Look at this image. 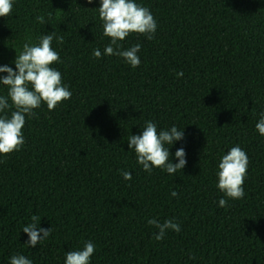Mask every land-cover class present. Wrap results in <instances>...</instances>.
I'll return each instance as SVG.
<instances>
[{
	"label": "trees",
	"instance_id": "16d2710c",
	"mask_svg": "<svg viewBox=\"0 0 264 264\" xmlns=\"http://www.w3.org/2000/svg\"><path fill=\"white\" fill-rule=\"evenodd\" d=\"M136 2L157 21L153 39L130 33L119 42L141 45L137 68L93 56L111 41L101 0H13L0 17V66L15 69L24 43L55 31L63 42L53 39L60 62L51 66L72 92L54 110L42 102L26 116L23 147L0 154V264L14 254L65 264L87 241L96 246L90 264H264V136L255 127L264 112V0ZM149 120L158 132L184 129L167 146L172 163L185 149L184 169L143 170L128 139ZM236 145L249 157L239 200L217 187L218 163ZM33 214L52 227L34 248L22 230ZM151 218L173 219L181 231L156 241Z\"/></svg>",
	"mask_w": 264,
	"mask_h": 264
},
{
	"label": "clouds",
	"instance_id": "9594fccd",
	"mask_svg": "<svg viewBox=\"0 0 264 264\" xmlns=\"http://www.w3.org/2000/svg\"><path fill=\"white\" fill-rule=\"evenodd\" d=\"M12 8L13 0H0V17L10 15ZM98 10L99 18L103 22V35L110 37L111 41L104 48L103 53L99 48L94 49L93 56L101 58L102 55H116L124 58L133 68L139 67L141 59L137 53L141 45L137 43L128 49H122L119 42L130 33L146 35L149 40L154 38L157 21L150 9L138 4L136 0H101ZM36 19L40 23H45L43 16H38ZM54 38L58 43L63 42V37L57 36L55 31L45 34L39 38L37 44L26 42L23 44L22 51L16 50L15 69L8 65L0 66V73H7L6 76H0V84L8 88L7 96L0 95V112L13 106L15 108L10 117L0 116V154L8 155L23 147L26 116L35 117L37 113L34 110L39 108L42 102L46 103L51 111L59 103L71 99L72 92L62 83L61 72L51 66L60 62L59 53L51 46ZM177 76H183V72L177 73ZM260 116L255 127L259 134L264 136V112ZM183 138L184 129L180 130L173 125L170 129L158 132L157 124L149 120L143 127L142 133L131 135L128 141L129 148L134 150L144 171L151 174L155 167L169 174H175L177 170L184 169L187 164L186 152L183 147L179 148L175 152L179 162L172 163L170 147L167 146ZM248 165L249 157L239 145L231 147L227 154L221 157L218 163L217 187L227 198L234 200L244 198L243 185ZM121 175L125 180L132 179L130 171L121 170ZM172 196H178V193L173 191ZM219 206L227 208V200L220 198ZM31 221L22 230L29 237L25 244L34 248L51 234L52 227H40L41 218L35 214L32 215ZM148 223L159 230L158 233H154L156 241H162L168 230H174L177 233L181 231L180 224L173 219L161 223L156 218H151ZM95 248L92 241H87L82 249L68 251L65 264H90ZM9 264H33V261L23 254H14L10 257Z\"/></svg>",
	"mask_w": 264,
	"mask_h": 264
}]
</instances>
